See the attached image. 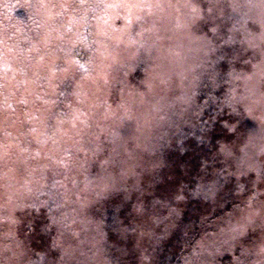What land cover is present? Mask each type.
I'll return each mask as SVG.
<instances>
[{
    "label": "rangeland",
    "instance_id": "1",
    "mask_svg": "<svg viewBox=\"0 0 264 264\" xmlns=\"http://www.w3.org/2000/svg\"><path fill=\"white\" fill-rule=\"evenodd\" d=\"M1 1L0 264H153L177 212L148 183L159 149L221 73L239 133L218 155L243 187L176 264H264V0ZM115 199L136 224L118 214L113 250Z\"/></svg>",
    "mask_w": 264,
    "mask_h": 264
},
{
    "label": "trees",
    "instance_id": "2",
    "mask_svg": "<svg viewBox=\"0 0 264 264\" xmlns=\"http://www.w3.org/2000/svg\"><path fill=\"white\" fill-rule=\"evenodd\" d=\"M17 1L13 11L15 14L23 8L21 2ZM32 2H28L27 6L33 7L32 17L35 18L36 12L38 20L30 22L37 28L41 13ZM3 3L0 2V10L8 13L11 21L13 14ZM10 23L15 25L13 21ZM31 30L29 28L26 32L27 36L32 34ZM229 54L232 55L231 51ZM204 80L199 94L203 108L193 115L189 123L184 122L177 128L171 140L162 144L159 149L161 162L156 165L148 180L154 187L153 198L157 200L166 197L177 209L171 225L161 222L163 224L160 223L158 228L156 225L152 231L147 257L152 258L153 264H176L185 251L193 252L191 247L200 233L201 224L217 219L239 202L237 194L243 187L241 177L232 173L218 155L222 140L231 138L234 141L238 138L239 132H234L239 130L237 109L228 99L226 80L222 73L217 81H213L214 85L211 80ZM57 86L54 97H58L59 91L61 94L64 91L62 82ZM131 205V199L128 203L115 199L104 209V224L110 230L108 239L113 236L116 240L111 245L113 250L125 240L124 234L117 231L118 214L122 215L120 219L123 222L127 220L129 229L136 224V216L133 214L130 221ZM133 264L138 263L135 260Z\"/></svg>",
    "mask_w": 264,
    "mask_h": 264
}]
</instances>
